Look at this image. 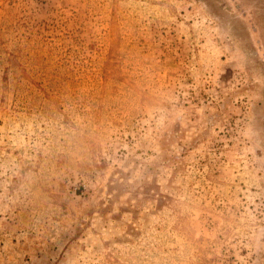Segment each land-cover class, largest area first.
Masks as SVG:
<instances>
[{"label": "rangeland", "instance_id": "rangeland-1", "mask_svg": "<svg viewBox=\"0 0 264 264\" xmlns=\"http://www.w3.org/2000/svg\"><path fill=\"white\" fill-rule=\"evenodd\" d=\"M0 264H264V0H0Z\"/></svg>", "mask_w": 264, "mask_h": 264}]
</instances>
